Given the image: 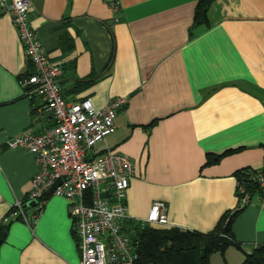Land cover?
Masks as SVG:
<instances>
[{
    "label": "crops",
    "instance_id": "crops-1",
    "mask_svg": "<svg viewBox=\"0 0 264 264\" xmlns=\"http://www.w3.org/2000/svg\"><path fill=\"white\" fill-rule=\"evenodd\" d=\"M30 27L49 62L61 70L65 102L89 99L96 109L124 98L115 131L92 151L110 149L135 166L125 204L144 220L154 202L167 207L168 226L202 234L237 206L233 174L261 170L264 152V0H215L208 24L193 27L198 0H28ZM62 38L72 44L60 47ZM31 71L10 17L0 9V264H80L64 199L47 196L37 217L28 207L38 168L6 142L52 126L19 77ZM95 78L83 88L76 84ZM99 147V149H97ZM226 156L205 166L206 155ZM16 201L25 204V221ZM7 220L5 223L4 220ZM241 250L213 253L209 264H242L264 244V205L256 199L234 220Z\"/></svg>",
    "mask_w": 264,
    "mask_h": 264
},
{
    "label": "built area",
    "instance_id": "built-area-1",
    "mask_svg": "<svg viewBox=\"0 0 264 264\" xmlns=\"http://www.w3.org/2000/svg\"><path fill=\"white\" fill-rule=\"evenodd\" d=\"M103 2L113 13L119 10V0ZM30 8L28 0H0V9L10 17L23 55L33 70L20 85L27 97L41 101L52 119V126L41 134L22 133L5 145L7 149L28 152L38 168L27 199L37 202L33 218L47 196L64 199L73 221L80 264H132L136 256L126 223L166 228L168 222L167 207L162 202H154L144 220L128 217L126 192L135 172L129 157L110 149L92 155L95 146L114 133L115 118L126 100L113 99L102 109L93 107L89 99L65 102L58 84L61 70L49 62L38 35L29 25ZM57 180L60 183L48 195ZM246 204L248 197L240 201V205ZM24 205L16 201L12 209L25 221Z\"/></svg>",
    "mask_w": 264,
    "mask_h": 264
},
{
    "label": "trees",
    "instance_id": "trees-1",
    "mask_svg": "<svg viewBox=\"0 0 264 264\" xmlns=\"http://www.w3.org/2000/svg\"><path fill=\"white\" fill-rule=\"evenodd\" d=\"M214 1L198 0L194 10L193 27L208 24L207 13ZM60 42V47L65 52L72 49L69 40L62 38ZM28 63L31 65L29 61ZM32 71L31 66V71L26 72L24 77H19V81ZM95 81V78H89L76 84L75 88L89 86ZM261 148L264 152V144ZM241 150L242 148H239L220 155H206L205 166L216 165L226 156ZM233 177L236 181V209L232 213L224 214L211 232L202 234L179 228L140 227L132 221L127 222V232L136 256L132 264H209L213 253L223 255L230 247L241 250L240 244L233 237L231 227L235 218L254 200L258 199L264 205V159L261 170L243 168L237 170ZM244 197H248V204L240 205ZM9 224L0 226V245L5 240ZM242 264H264V244L257 246L251 254H246Z\"/></svg>",
    "mask_w": 264,
    "mask_h": 264
},
{
    "label": "water",
    "instance_id": "water-1",
    "mask_svg": "<svg viewBox=\"0 0 264 264\" xmlns=\"http://www.w3.org/2000/svg\"><path fill=\"white\" fill-rule=\"evenodd\" d=\"M60 183V180H57L56 182H55V184L52 186V188L48 191V195L51 193V191L58 185ZM37 204V202H35V201H33V202H29V204H28V207H33V206H35Z\"/></svg>",
    "mask_w": 264,
    "mask_h": 264
},
{
    "label": "rangeland",
    "instance_id": "rangeland-1",
    "mask_svg": "<svg viewBox=\"0 0 264 264\" xmlns=\"http://www.w3.org/2000/svg\"><path fill=\"white\" fill-rule=\"evenodd\" d=\"M97 149H99V147Z\"/></svg>",
    "mask_w": 264,
    "mask_h": 264
}]
</instances>
